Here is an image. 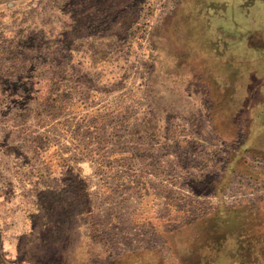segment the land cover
Wrapping results in <instances>:
<instances>
[{
	"label": "rangeland",
	"instance_id": "rangeland-1",
	"mask_svg": "<svg viewBox=\"0 0 264 264\" xmlns=\"http://www.w3.org/2000/svg\"><path fill=\"white\" fill-rule=\"evenodd\" d=\"M16 1L0 264H264V0Z\"/></svg>",
	"mask_w": 264,
	"mask_h": 264
},
{
	"label": "crops",
	"instance_id": "crops-1",
	"mask_svg": "<svg viewBox=\"0 0 264 264\" xmlns=\"http://www.w3.org/2000/svg\"><path fill=\"white\" fill-rule=\"evenodd\" d=\"M16 4H18V2L16 0H0V24L4 23V8H13L14 6H16ZM253 5H249L246 6L247 10H249V8H253Z\"/></svg>",
	"mask_w": 264,
	"mask_h": 264
}]
</instances>
